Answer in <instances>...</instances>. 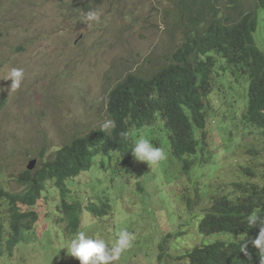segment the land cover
Returning <instances> with one entry per match:
<instances>
[{"label":"rangeland","instance_id":"rangeland-1","mask_svg":"<svg viewBox=\"0 0 264 264\" xmlns=\"http://www.w3.org/2000/svg\"><path fill=\"white\" fill-rule=\"evenodd\" d=\"M184 1L190 4V0ZM87 3L100 8L99 22L104 31L83 38L74 19L79 8ZM170 7L153 6L152 0H0V100L5 99L0 113V136L11 141L21 155L38 153L41 148L50 154L54 147L70 141L73 134L65 129L64 117L55 100L57 87L71 79L88 85L87 89L93 85L99 94H104L117 77L128 72L146 76L167 64L177 47L171 41L173 28L165 20L166 9ZM107 11L112 21L107 18ZM259 24L255 39L264 38L261 16ZM98 43L105 50L84 62L83 47ZM42 44H48L49 48L44 55L39 52ZM12 67L23 68L25 78L20 89L11 93V81L3 79ZM223 68L224 65L215 79L211 98L209 137L202 141V149L194 160L196 165L207 160L204 179L200 170L189 173L180 162L164 159L151 169L145 163L142 180L124 171L101 180V172L94 170L72 184L75 198L86 208L80 231L110 243L115 242L120 229L134 234L132 247L115 264H187L182 256L203 244L196 222L202 208L207 207L206 200L214 195H233V183L241 172L249 176V181L264 173L262 164L250 162L255 152L251 149L264 152V137L258 131L243 130L241 121L247 82L239 81L240 99L229 103L223 97L228 83L220 85L221 78L226 76ZM145 138L152 139L150 135ZM209 153L215 156L208 160ZM124 168L135 174L141 172L137 164ZM214 176L217 188L204 190ZM118 183L123 184L122 189L116 188ZM182 194L199 204L191 217L181 203ZM104 203L110 205L104 218L87 210L91 204L102 207ZM40 215L34 229L27 232L31 234L30 243L18 247L15 244V251L14 247L9 252L1 250L0 264H80L64 249L75 234L67 233L66 223L58 222L56 215ZM0 221L7 227L4 203L0 206ZM165 238L166 250L160 263L158 248Z\"/></svg>","mask_w":264,"mask_h":264},{"label":"clouds","instance_id":"clouds-1","mask_svg":"<svg viewBox=\"0 0 264 264\" xmlns=\"http://www.w3.org/2000/svg\"><path fill=\"white\" fill-rule=\"evenodd\" d=\"M221 3L227 7V12L230 15L227 26L232 30L233 42L238 54L246 57L249 61L257 58L264 63V38H254V34L260 26V16L264 20L262 14L264 12V0H222ZM165 4L171 6L169 9H166L165 20L172 26L173 31L177 32L176 35L173 34V31L171 33V41L173 40L177 43V47L172 52L167 64L146 76H142L137 72H128L123 77H117V81L112 83L104 94H99L93 85L87 89L88 85L76 83L71 79L62 82L56 89L55 100L59 104L58 111L64 117L65 129L70 131L73 137L70 141L54 147L50 154L47 149L41 148L38 153L21 155L11 141L4 140L0 136V206L4 203L7 207V227L0 221V253L1 250L9 252L8 249L11 247H14L13 250L15 251V244L18 247L23 243H30L31 234L27 232L32 231L40 221V213L44 217L49 215V213L56 215L59 217L58 222H64L67 225L65 213L67 209L64 206L73 207V204L80 203L73 194L72 184L81 176L94 170L101 172L103 175L101 180L108 177L114 178L119 171H124L126 174L133 175L134 178L142 180L141 176L145 172V163L151 169L162 160L169 159L170 161L176 160L180 162L183 170L189 173L192 170H200L204 179L203 167L207 163L205 162L207 160L197 165L196 163L192 164L194 166L189 170L192 165L185 168L181 161L175 159L170 154L171 144L167 138L169 130L166 128V119L157 115L153 123H148L144 115L135 114L131 107L127 109L125 104H119L114 100V92L120 84L130 81L132 88L134 81L139 80L145 86L153 85L156 87V83L161 76L164 77L165 81L160 82L158 92L166 90L168 96H171L174 92V82L169 81L165 77V70L170 65L176 63L172 60L173 54L183 44L185 36L182 28L180 29L176 21L178 16L174 4L177 5V3L171 0H152V5L156 7ZM99 9L98 6L87 3L80 7L76 13L74 25L79 35L83 38L104 31L99 22ZM107 15V18L112 21L111 13L107 11ZM101 50H105L104 45L101 43L92 47H83L82 57L84 62L88 61L92 56L99 54L98 52ZM48 51V44L40 45L39 52L41 55L46 54ZM211 56L214 60L211 61L212 66L209 72L210 78L207 93L202 95L203 104L209 106L210 110L211 98L215 92V79L219 74L221 66L224 65L222 70L226 76H223L220 80V85L228 83L226 90L223 92L224 99L229 103L238 102L240 99L238 96L239 81H246L245 109L241 117L243 130L258 131L264 137V127L254 125L247 119L250 105L249 88L252 81L250 72H242L241 66L243 63H232L224 54L211 53ZM24 78L25 72L23 68L12 67L3 80L11 81L10 89L12 93L20 89ZM258 86L261 89L259 82ZM231 91H233L232 96L230 94ZM259 96H262V89ZM262 97L264 99V96ZM4 106L5 99H1L0 113L4 109ZM209 110L207 114V126ZM148 135L152 139L145 138ZM71 147H75L80 151L89 168L81 170L74 177L68 178L63 187L57 182L56 167L65 158L68 149ZM201 149L202 146L199 150ZM251 150H255V152L250 162L254 165L260 163L264 167V152H260L258 149ZM211 155L215 156L209 153L206 154V158L209 160ZM196 158L197 155L188 159L194 161ZM134 163L140 166L141 172L138 174H135L129 168H124L125 165L136 166ZM247 170L249 171L250 168ZM35 174H39L40 176L38 182L41 184V187L39 189L34 188L35 184L29 183V178ZM248 179L249 176L246 173H240V177L233 183L234 193L231 195V199L236 200L238 196L242 195V192L236 190V184L244 185L252 191L264 195V192H262L264 191V173L255 181H249ZM215 181L216 176L204 186V190L216 189ZM116 188L122 189L123 184H116ZM25 197H27V201L29 197L40 199L36 204L31 205L27 202L22 204L21 200ZM188 199L191 202L194 200L182 194L181 203L185 208H187L186 201ZM48 203L51 204V207H48ZM80 204L83 214L86 208H84L82 203ZM109 206L108 203L102 205L105 212L107 208H110ZM87 210L91 215L98 218L107 216L105 212L100 215L95 214V212L90 210L89 206ZM243 227H247L248 229H242L239 232L240 235L238 237L235 236L233 239V241H236L239 238L245 237L241 250H235L232 256L225 261H218L212 264H264V206L262 204L254 207L247 213ZM79 229L74 233L75 235H71H74V237L64 249H67L69 257L79 260L80 264H115V262L120 260L122 254L132 247L135 239L134 234L127 229L117 231V239L114 243L107 242L101 238L89 237L84 231H80ZM39 230L41 229L39 228ZM254 231L255 234L251 240L254 254L250 256L247 251L249 241L246 234L253 233ZM224 237L229 238L226 241L231 240L230 236L224 235ZM162 243H165L166 247V238L159 244L158 248V261L160 263L164 255L160 250ZM183 259H186L189 263L188 258Z\"/></svg>","mask_w":264,"mask_h":264},{"label":"trees","instance_id":"trees-1","mask_svg":"<svg viewBox=\"0 0 264 264\" xmlns=\"http://www.w3.org/2000/svg\"><path fill=\"white\" fill-rule=\"evenodd\" d=\"M190 1V4H186L185 1L178 0L177 5L174 4L178 16L176 21L180 29L182 28L185 39L173 54L172 60L176 63L165 70V77L174 82L175 90L172 95L168 96L166 90L158 92L160 82L165 81L162 76L156 87L145 86L143 82L135 80L132 88L130 81H127L120 84L114 92L115 102L125 104L127 109L131 107L135 114L144 115L148 123H153L157 115L166 119V128L169 130L167 138L171 144L170 154L181 161L185 168L195 164L188 158L195 157L202 146V141L209 137L207 135L209 106L203 104L202 95L207 93L209 87L211 61L214 60L211 53L224 54L235 64L243 63L241 71L250 72L252 81L249 88L250 105L247 119L254 125L264 127L262 97L264 96V63L257 58L249 61L238 54L233 42L232 30L227 26L230 15L227 7L222 5V0ZM258 82L262 96H259L261 89ZM88 168L89 165L85 163L80 151L71 147L56 167L57 182L64 187L68 178ZM39 180V174H35L29 178V183L35 184L34 188L39 189L41 187ZM236 190L242 192L236 200L226 195H214L206 200L207 207L202 208V214L197 217L196 222L203 244L189 250L181 258H188L187 264H212L225 261L235 250H241L245 237L236 241L233 239L240 235L242 229L247 228L243 227L247 213L261 204L264 206V195L241 184H236ZM39 199L29 197L27 201L25 197L21 203L27 202L32 205ZM14 200L17 201L16 198ZM186 206L191 217V212L195 211L199 204L188 199ZM64 207L67 209L65 230L69 234H74L81 225L82 206L80 203H75L73 207L67 205ZM89 208L97 215L105 212L103 207H97L95 204L89 205ZM254 234L255 231L246 234L249 241L247 251L250 256L254 254V247L251 244ZM224 235L230 236L231 240L226 241ZM160 250L162 253L165 252V243L160 245Z\"/></svg>","mask_w":264,"mask_h":264}]
</instances>
